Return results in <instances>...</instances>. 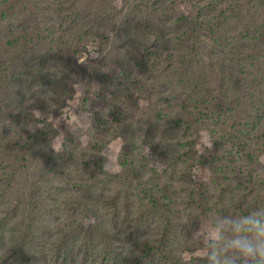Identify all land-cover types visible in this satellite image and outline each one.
<instances>
[{"label": "rangeland", "instance_id": "1", "mask_svg": "<svg viewBox=\"0 0 264 264\" xmlns=\"http://www.w3.org/2000/svg\"><path fill=\"white\" fill-rule=\"evenodd\" d=\"M0 1V157L26 156L22 167L16 155L0 162V264H207L214 227L246 212L241 195L260 173L263 199L257 188L245 196L249 212L264 201V155L254 158V141L243 142L242 179L223 123L264 107V72L242 85L225 72L223 85L214 81L200 96L170 72L188 56L191 75L209 56L219 68L250 67L239 7L212 3L219 33L198 52L183 20L198 16L189 0H112L115 14L101 33L106 0H24L27 24L33 9L40 18L24 32ZM254 42L258 58L264 51ZM258 61L263 67L245 70L263 71ZM150 85L169 98L159 105L181 113L162 132L128 115ZM213 91L220 105L196 104ZM252 117L259 134L262 122Z\"/></svg>", "mask_w": 264, "mask_h": 264}, {"label": "trees", "instance_id": "2", "mask_svg": "<svg viewBox=\"0 0 264 264\" xmlns=\"http://www.w3.org/2000/svg\"><path fill=\"white\" fill-rule=\"evenodd\" d=\"M189 1L197 8L198 16L194 20H191L189 17L183 18V20H185L187 24H189V28L191 29V31L197 38V41L199 44V48L197 51L199 52V50H201V52H204L208 50V48L211 47V44H210L211 39H214L216 35L219 33L218 29L220 27V23L219 22L216 23L214 20V12L217 9V7L216 8L212 7V3H216L217 0H209V1L205 0V2L203 3L201 2L202 0H189ZM222 1L229 6L236 5L237 7H239L237 11V15L244 18L243 28L240 29V31L243 29L245 31L244 33L245 38L243 40V43L246 45L245 47L250 50L249 56L253 60H250V58L247 59L249 60V63L251 65L250 67L243 66L241 68H235V66H231L230 69H225L224 67L219 68L215 64V62L212 61L213 59L209 56L210 59H209L208 65L206 66L201 65L200 69L197 72H195V75L194 74L191 75L193 64L190 61L189 56H188L187 59L182 63L181 67L179 69H175L171 71L170 74L171 75L175 74L178 77L182 78L181 80H184V81L189 79L190 82L187 83L188 89L185 91L196 94L197 96H200L202 91L206 89L205 87L208 85H211L214 81H215V85H217L218 87L220 85H223L224 83L223 75L225 72H232L231 79L235 77V80L242 81L240 85H242L245 82L256 81L257 80L256 73L259 75H262L264 72V70L261 72L260 70H254V69H250V71L245 70V68H248V69L253 68L256 65L262 66L258 60H260L261 62H264L263 54H261L258 58H254L251 52V48L255 44L254 40L257 41V43L262 45L261 50L264 51V22L263 23L259 22V18L261 16L264 17V1H261L259 4L258 0H255L253 4H250V6L248 5L243 6L241 3V0H222ZM3 4H5V6L7 7L6 12L7 13L12 12L18 18V20L22 23V25L25 26L21 28L22 32H24L27 27H29L30 30L35 29L36 25L39 24L40 18L34 9H33L34 16L31 22L27 24L26 12L29 11L30 8L24 0H3ZM104 5H105L104 7L100 8L101 16H98L96 19V23L98 22V31L100 33L102 31L103 26L106 25L113 18L115 14V10H116V6H114L112 0H106ZM244 10H247V12L249 13V16L247 12L246 13L244 12ZM5 23H6V27L9 29V23L6 21V19L3 25H5ZM133 25L136 26L135 22L132 23V26ZM234 35L236 34H233L232 36H228V38H230V40H234ZM173 39L170 41V49L176 47L177 45L176 43L173 42ZM18 40H19V32L14 31L13 39L10 41L11 43L12 42L17 43ZM186 40H189L190 44L192 43V41L189 38H186ZM179 45H181V42L179 43ZM145 50L151 53V48L144 45V51ZM198 62L199 64H204L205 58L201 56ZM261 79H264V77H262ZM144 89H145V92L143 96L142 97L139 96V99L133 100L132 110L130 114H128L130 115V117H135L134 119L137 122V124H140V122L142 121L143 123L149 124V127H148L149 132H162L163 130L160 129V127L166 126V122L168 121V119L170 121L176 118L181 120L180 111L174 109V110H171L170 112L168 111V109L163 108L161 105H159V102L163 99H166V103H167L169 98L166 95H158L159 91L157 90L155 86H152V85H150L148 89L146 87ZM212 93H213L211 96L212 98H210V96L203 97L202 99L198 100L196 104L205 106L206 110H210L212 107L216 105H220L219 104L220 100L218 96L216 95V91H213ZM171 94L172 93H170L169 96ZM140 100L143 101V106L145 102H147L149 106L148 109H143L142 111L143 107H141L140 105ZM138 110L139 112H137L136 114V111ZM134 115H137V116H134ZM139 115L142 116V120L138 118ZM246 116H250L249 120H245L244 117H238L229 124H227L226 122H223L224 125L229 126L230 130L232 131V134H229V136L226 138L227 142H229L232 145V147L236 148L238 153L240 154L239 157L233 159V162L238 165L235 169L238 173L241 174V178L245 180H246L245 174L241 173V171L245 168V164H239L241 162L242 163L244 162L243 152L246 153V147L243 144V142H247V140L254 141V145L256 147V150H254V158H259L260 156L264 155V107H262L261 105H258L257 110L253 111L252 113H249ZM252 116H256L257 119L262 122L261 132L259 134L254 132L252 125L249 124L250 120H253ZM251 132H254V133L251 134ZM18 154H19L18 150H16L15 153H10V154L4 153L0 157V162L3 163V160H6V159H14L13 156L16 155L17 157L20 158L22 162L18 166L22 167L24 166L23 162H25L26 156L24 152L21 155H18ZM125 156H128V154H126ZM227 156H228V153H227ZM227 158H225L223 161H226ZM245 159H248L247 153H246ZM16 165L17 164L15 162L14 166ZM121 166H124V161L121 162ZM261 175L262 173H260V176L257 177L258 180L252 183L253 186L250 189H247L241 195L242 202L247 204V207L245 208L241 202V206L244 207L242 210H245L246 212H249V204L246 201L245 196L247 195L253 196L258 184L260 186L259 180L261 179ZM238 192H241V191H238ZM257 194H258L257 199L258 198L263 199L262 196L258 193V188H257ZM235 209H236V214H237L238 210L240 209L239 207H236ZM255 211H264V201H263V204ZM24 243H25V240L23 239L22 245H24ZM207 256L205 257L204 262H207L206 260Z\"/></svg>", "mask_w": 264, "mask_h": 264}, {"label": "clouds", "instance_id": "3", "mask_svg": "<svg viewBox=\"0 0 264 264\" xmlns=\"http://www.w3.org/2000/svg\"><path fill=\"white\" fill-rule=\"evenodd\" d=\"M213 230L207 264H264V211L225 219Z\"/></svg>", "mask_w": 264, "mask_h": 264}]
</instances>
